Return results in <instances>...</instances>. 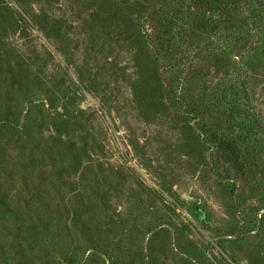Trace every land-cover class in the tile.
<instances>
[{
    "label": "rangeland",
    "instance_id": "374dc122",
    "mask_svg": "<svg viewBox=\"0 0 264 264\" xmlns=\"http://www.w3.org/2000/svg\"><path fill=\"white\" fill-rule=\"evenodd\" d=\"M160 1L0 0V264H264V0ZM166 91L248 132L243 175Z\"/></svg>",
    "mask_w": 264,
    "mask_h": 264
},
{
    "label": "trees",
    "instance_id": "16d2710c",
    "mask_svg": "<svg viewBox=\"0 0 264 264\" xmlns=\"http://www.w3.org/2000/svg\"><path fill=\"white\" fill-rule=\"evenodd\" d=\"M156 4H163L162 1L156 0ZM198 4V2H197ZM161 15L158 13H153L151 17L154 20L153 27L156 30L154 39L150 42V52H148L149 57L160 63L171 62L174 59L176 53L179 51L180 43H183L184 48L181 52H184L186 46L185 44H190V40L178 41L175 32H172L173 27H176V21L173 20V15L171 18H163L166 14L170 12H164L161 10ZM185 43V44H184ZM134 58V56H133ZM134 63L136 67H139L138 59L135 58ZM150 80L135 81L132 87V93L135 96V100L141 101L147 96L152 98L154 93L158 91H164L162 85L160 88L154 86H149ZM166 100L171 102V107L175 111H180L187 114L192 113L194 118L198 120V131L200 136L213 148L215 154L230 166L236 173L243 175L245 171V162L247 161V150L244 145H246L248 132L242 135H238V139L229 137L226 133V119L228 116L223 113L216 112L215 107L211 103H204L200 99L197 101L194 99L193 95L184 97L182 95H176V97H171V95L166 91ZM189 107V109L187 108ZM226 118V119H224ZM225 130L221 131L219 128Z\"/></svg>",
    "mask_w": 264,
    "mask_h": 264
}]
</instances>
